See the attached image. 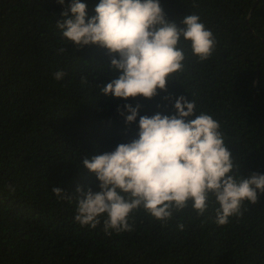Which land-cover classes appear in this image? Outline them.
<instances>
[{
  "label": "trees",
  "instance_id": "obj_1",
  "mask_svg": "<svg viewBox=\"0 0 264 264\" xmlns=\"http://www.w3.org/2000/svg\"><path fill=\"white\" fill-rule=\"evenodd\" d=\"M81 2L95 16L99 0ZM159 2L178 28L198 15L215 51L201 62L182 40L184 71L167 91L123 101L101 94L115 76L107 50L77 49L56 27L72 0H0V264H264V195L223 226L214 199L204 216L189 205L166 224L137 211L120 234L74 220L77 188L100 190L83 160L138 138L139 116L174 115L180 96L219 121L242 178L264 174V0ZM125 103L140 105L131 125Z\"/></svg>",
  "mask_w": 264,
  "mask_h": 264
},
{
  "label": "clouds",
  "instance_id": "obj_2",
  "mask_svg": "<svg viewBox=\"0 0 264 264\" xmlns=\"http://www.w3.org/2000/svg\"><path fill=\"white\" fill-rule=\"evenodd\" d=\"M57 2L64 5V0ZM86 9L81 0H72L56 27L63 40L77 49L94 45L112 57L109 68L115 76L101 88L104 96L152 100L184 71L182 40L201 62L216 48L213 32L198 15L186 16L178 28L167 20L159 0H99L91 18ZM65 75L58 70L54 78L60 81ZM139 112V104L125 103L119 114L131 125ZM174 112L139 116L138 138L83 160L100 190L77 188L76 223L91 229L102 224L105 234H120L132 231L130 219L137 211L166 224L189 205L198 217L204 216L214 199L215 222L223 226L239 216L246 203L258 202L264 195V174L242 178L219 121L206 112L197 113L195 102L184 96L175 99ZM52 192L61 200H71L59 188Z\"/></svg>",
  "mask_w": 264,
  "mask_h": 264
}]
</instances>
